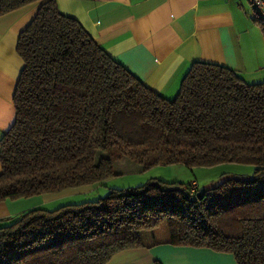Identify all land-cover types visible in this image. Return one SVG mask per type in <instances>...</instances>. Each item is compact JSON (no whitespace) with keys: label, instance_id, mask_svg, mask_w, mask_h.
I'll return each mask as SVG.
<instances>
[{"label":"trees","instance_id":"obj_1","mask_svg":"<svg viewBox=\"0 0 264 264\" xmlns=\"http://www.w3.org/2000/svg\"><path fill=\"white\" fill-rule=\"evenodd\" d=\"M35 2L16 43L23 67L15 119L0 138V202L101 184L125 158L144 170L254 169L204 190L152 178L95 200L32 208L0 226V264H106L121 251L164 244L264 264V80L194 61L165 98L56 0H0V16ZM253 22L264 40V23L256 14Z\"/></svg>","mask_w":264,"mask_h":264},{"label":"crops","instance_id":"obj_2","mask_svg":"<svg viewBox=\"0 0 264 264\" xmlns=\"http://www.w3.org/2000/svg\"><path fill=\"white\" fill-rule=\"evenodd\" d=\"M56 4L111 57L165 98L176 95L194 61L222 64L248 83L261 82L259 79L264 77V40L247 0H56ZM39 5L35 2L0 16V138L15 119L13 94L23 67L16 51L17 38ZM90 188L1 201L0 226L47 201ZM154 261L237 264L229 253L166 244L124 250L106 264Z\"/></svg>","mask_w":264,"mask_h":264},{"label":"rangeland","instance_id":"obj_3","mask_svg":"<svg viewBox=\"0 0 264 264\" xmlns=\"http://www.w3.org/2000/svg\"><path fill=\"white\" fill-rule=\"evenodd\" d=\"M259 80H264V77ZM253 169L254 167L250 164L222 163L211 167L194 168H188L182 164H160L144 170L141 165L125 158L114 165L116 175L105 180L103 183L92 185L86 192H76L47 201L42 205V208L52 210L64 204L95 200L107 194L109 188L134 187L152 178L166 182L191 183L192 181V184L196 182L199 188L204 190L218 184L229 176L251 175ZM191 187L193 188V185Z\"/></svg>","mask_w":264,"mask_h":264},{"label":"built area","instance_id":"obj_4","mask_svg":"<svg viewBox=\"0 0 264 264\" xmlns=\"http://www.w3.org/2000/svg\"><path fill=\"white\" fill-rule=\"evenodd\" d=\"M252 7L254 13L264 23V0H247ZM193 190L196 187V183L193 182Z\"/></svg>","mask_w":264,"mask_h":264}]
</instances>
